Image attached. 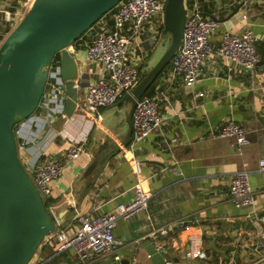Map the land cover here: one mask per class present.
Wrapping results in <instances>:
<instances>
[{
	"label": "crops",
	"instance_id": "obj_1",
	"mask_svg": "<svg viewBox=\"0 0 264 264\" xmlns=\"http://www.w3.org/2000/svg\"><path fill=\"white\" fill-rule=\"evenodd\" d=\"M240 1L203 2L202 8L219 19L213 40L218 41L225 30L240 33L248 26L259 36L256 43L262 58L264 0H244L233 16L221 20ZM22 2L0 0V43L20 20L15 12L22 8ZM155 27V22L146 23L130 52L141 69L156 48L162 47L160 54L164 50L166 32L162 28L156 32ZM130 30L127 24L125 32ZM87 40L85 37L82 48L74 50L79 69L77 85L81 84L77 109L71 116L51 121L46 133L28 147L23 157L27 162L50 153L63 162L62 174L50 181L46 197L51 200L48 208L56 220L55 231L63 229L72 235L78 226V215L112 211L117 203L132 198L133 187L139 183L150 194L147 207L129 219H117L114 252H120L131 263L164 264L155 253L147 260L146 255L153 252V240L148 235L160 227H176L179 220L192 219L197 223L193 237L179 231L171 240V264H252L264 251V225L258 219L264 213V174L257 168L258 159L264 155V67L229 73L222 59L214 57L191 88L161 82L168 100L160 105L159 128L137 143L134 151L124 147L110 156L98 173L86 176L96 143L104 139L114 123L123 121L121 116L114 118L110 110L101 112L102 108L97 119L84 107L85 87L101 73L100 65L86 58ZM227 118L247 131L249 143L241 154L230 139L213 134ZM126 129L125 125L120 127L119 134L123 136ZM76 142H83L85 150L66 159V149ZM244 167L255 204L235 207L228 198L230 178ZM142 237L136 245L134 241ZM96 262L105 263L102 257ZM29 264H77V257L72 249L59 250L57 240L51 237L42 242Z\"/></svg>",
	"mask_w": 264,
	"mask_h": 264
},
{
	"label": "built area",
	"instance_id": "obj_2",
	"mask_svg": "<svg viewBox=\"0 0 264 264\" xmlns=\"http://www.w3.org/2000/svg\"><path fill=\"white\" fill-rule=\"evenodd\" d=\"M31 1L23 0L22 8L15 12L21 16L20 19ZM205 1H184L186 17L182 43L170 61L167 74L159 78L154 94L143 95L137 100L132 114V135L126 151H134L137 143L148 138L159 128L162 122L160 105L168 100L165 89L161 88V82H168L169 86L174 82L193 85L214 57L222 59L229 73L234 70H252L257 66L260 58L255 45L259 36L246 26L240 33L225 30L220 33L218 41L214 42L213 36L218 22L212 17L215 16L214 13L208 15L203 12ZM165 2L166 0H120L108 18H100L86 31V58L98 63L101 73L94 82L86 85L83 103L85 109L94 113L97 119L101 117V108L116 104L138 83L141 65L130 57V52L136 43L137 35L146 23L155 22L156 32H159L158 28H164ZM127 24L131 27L129 32H125ZM70 48L76 49L73 45ZM65 100L66 92L58 55L49 65L47 85L38 108L27 118H18L13 128L19 159L44 200L50 193V181L61 176L63 162L50 153L41 154L35 160L27 162H24L23 157L28 147L37 143L46 133L51 121L66 116ZM213 134L218 138L230 139L240 154L249 143L246 129L232 118H227ZM84 150V143L76 142L66 149L64 156L66 159H73ZM257 166L264 174V155L258 159ZM248 174L244 167L230 178L228 198L235 207H252L255 204V194L251 189ZM149 197L150 194L137 183L133 187L130 200L119 202L112 211L96 216L78 215V226L72 235L58 229L47 238L54 237L61 251L72 249L77 257V264H95L99 257L115 251L117 240L114 228L117 219L126 220L143 211L147 207ZM258 219L264 225V213ZM196 227L195 220L184 219L177 221L176 227H160L151 232L148 236L153 240V252L146 255L147 260L155 253L161 257L164 264H171V240L179 231H186L193 237ZM143 238L135 240L134 243L138 245ZM257 263H264V251L252 264ZM145 264L151 262L147 261Z\"/></svg>",
	"mask_w": 264,
	"mask_h": 264
},
{
	"label": "water",
	"instance_id": "obj_3",
	"mask_svg": "<svg viewBox=\"0 0 264 264\" xmlns=\"http://www.w3.org/2000/svg\"><path fill=\"white\" fill-rule=\"evenodd\" d=\"M120 0H32L22 18L0 43V264H28L42 242L56 228V220L19 159L13 128L39 106L48 81L49 65L60 57L61 78L66 92L67 116L79 105L78 64L70 48L85 31L112 10ZM185 0H166L163 26L168 44L118 104L128 105L124 122L114 123L98 141L84 175L98 173L110 156L126 147L132 135V114L139 100L170 63L183 39ZM244 0L225 17L233 16ZM219 21L215 16H212ZM257 66L264 67V57ZM193 85H185L191 88ZM126 126L121 136L120 127ZM104 264H138L120 252L102 257ZM95 264H101L96 262ZM178 264V263H175Z\"/></svg>",
	"mask_w": 264,
	"mask_h": 264
},
{
	"label": "rangeland",
	"instance_id": "obj_4",
	"mask_svg": "<svg viewBox=\"0 0 264 264\" xmlns=\"http://www.w3.org/2000/svg\"><path fill=\"white\" fill-rule=\"evenodd\" d=\"M164 34H165V36H164L165 43L164 44H165V47H166L167 44H168V37H169V35L167 33H164ZM165 47L163 49H165ZM161 49H162V47H158V48H156L153 51V53L151 55V58L149 59L147 65L146 66H143V68L141 69V72L142 73L146 72L157 61V58L161 55L160 54ZM140 78L141 77H139V80H140ZM128 108H129V106L128 105H125L123 103L122 104H118V105L117 104H114L113 106L102 108L101 112L106 113V111L110 110L113 113L112 115L115 116L114 118H117L118 116H121L122 117V120L124 122V112L125 111L127 112Z\"/></svg>",
	"mask_w": 264,
	"mask_h": 264
},
{
	"label": "trees",
	"instance_id": "obj_5",
	"mask_svg": "<svg viewBox=\"0 0 264 264\" xmlns=\"http://www.w3.org/2000/svg\"><path fill=\"white\" fill-rule=\"evenodd\" d=\"M112 10H113V9H112ZM112 10H110L109 12H107V13H106L104 16H102L101 18H108V17H109V14L112 12ZM203 12H204L205 14H208V15L210 14V13L207 11L206 7L203 8ZM162 30L165 31L163 28H162ZM165 32H166V31H165ZM85 37H86V31H85V33H84L79 39H77V40L73 43V45H75L76 49L82 48V46L84 45V41H83V39H84ZM255 47H256V51H257V53H258V52H259V49H260V46L256 43ZM56 57H58V54L55 55V58H56ZM169 64H170V63H169ZM169 64L163 69V71L160 73V75L157 77V79L154 81V83L148 88V90L145 92L144 95H152V94H154V90H155L156 84L158 83V80H159V78L162 76V74L168 69ZM144 73H145V72H144ZM144 73L140 72V77H142V76L144 75ZM44 202H45L46 207L48 208L49 203L51 202V200L48 199V198H47V199L45 198Z\"/></svg>",
	"mask_w": 264,
	"mask_h": 264
}]
</instances>
